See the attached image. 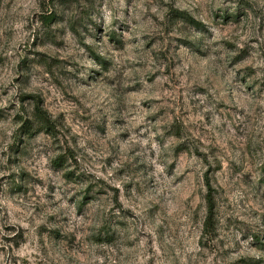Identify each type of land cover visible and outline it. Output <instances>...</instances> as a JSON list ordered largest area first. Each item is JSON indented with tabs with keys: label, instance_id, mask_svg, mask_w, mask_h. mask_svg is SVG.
Here are the masks:
<instances>
[{
	"label": "clouds",
	"instance_id": "9594fccd",
	"mask_svg": "<svg viewBox=\"0 0 264 264\" xmlns=\"http://www.w3.org/2000/svg\"><path fill=\"white\" fill-rule=\"evenodd\" d=\"M222 5L223 0H35V3L27 6L28 11L25 13L22 12L17 0H0V54L7 56L0 92L8 89V95L4 97L5 103H15L13 97L34 90L32 86L42 78L48 81L43 85V89H47L54 79H60L61 88L69 99L75 93L68 119L80 132L79 136L71 132L62 133V136L66 134L75 137V143L71 144V148L80 158L82 166L86 160L91 165L102 161L105 155H110L113 159H118L122 155L118 132L104 137L99 131H94V134L89 136L85 129L102 127L104 123L102 117L106 118L108 123L121 118L117 107L126 99L125 87L135 82L134 77L139 75L133 61L144 62L150 54L153 57L149 61L151 68L159 72L161 68L167 66L169 68L167 75L163 72L160 75L164 82L171 81L167 97L161 91L160 103L152 108L151 113L145 112L137 101L135 109L137 115L129 120V129L144 125L140 131L134 133L133 142L129 144L128 152L124 153L128 164V167L124 168L125 180L133 181L134 187L138 184L140 193L145 197L140 199L138 215L130 216L126 209L114 203V195L97 200L94 204L84 202L85 206L77 215L74 209L68 208L65 200L77 192L81 193L80 199L83 200V190L88 183L96 185V192L88 193L95 198L100 189L106 190L105 185L98 183L99 176L79 186L66 185L64 187H67L68 191L61 195L64 188L60 186L64 185V182L59 180L58 176H53L51 171H46L45 179L52 177V182L60 187L55 193V200L45 202L42 192L39 194L40 199L30 197L28 205L21 202V207L28 210L16 220V223H23L27 229L35 264H96V262L104 264L105 258L95 254L99 244L105 245L109 253L107 256L109 264H127L128 260L135 259L137 252L147 255L151 251L152 236L147 237L143 250L137 248L129 253L127 247L129 242L134 244L144 235L145 224L155 233L161 253L158 259L162 264H176L182 256L186 257L187 264H193V261L200 260L201 257L185 252L184 230L181 225L191 222L195 210L190 207L186 197H179V188H174V184L179 185L185 175L194 176L195 184L189 185V191L200 196L202 207H209L207 200L210 189L206 187L203 178L206 168L211 169L209 179L215 188L213 195L217 196L216 206L210 213V223L218 220V227H227L212 245L208 257L212 264H229L231 257L224 255L225 249L234 250L241 235L259 233L264 237V199L257 195L258 192L264 193V187L258 184L264 175L260 171L261 166H264V89L255 92L243 111H237L236 105L232 102L230 88L236 76V69L229 68L228 65L238 50L229 51L225 45L218 42L220 39L240 37L247 30V35L255 36L264 48V0H229V11L234 19L229 21L231 26L227 32L222 28L223 21L214 23V9ZM175 9L182 10L183 14H176ZM42 17H55L58 22L53 23L49 29ZM80 20H83V25L77 24V27L80 35L84 37L85 45H92L94 39L101 38V26L111 30L113 22L117 21L115 28L118 32L127 31L131 26L132 35L137 38L138 43L117 60V65L123 64L125 67L131 65V70L121 76L115 70L105 71L103 63L78 58V54L84 53L85 48L76 44L74 37L71 40L72 47L63 53L54 48L52 41H46L48 35L55 36L57 40L62 39L63 37L55 30L62 28L67 32L72 23ZM197 23L204 27H198ZM84 28L92 35H87ZM69 35L71 36V33ZM177 37L182 39L177 40ZM150 41L155 42V47L146 49L145 45ZM42 42L44 47L40 46ZM177 48L180 49V53L176 52ZM36 52H47L50 57L59 55L62 63L57 64L52 69V75H49L44 65L35 63L40 60ZM99 54L104 56L105 51ZM258 54L259 51L256 55ZM204 56H207V59L202 60ZM70 58L95 71L77 72L75 67L63 63ZM21 61H26L28 67L18 66ZM178 61L182 62L181 71L185 74L182 85L179 84L176 74L171 71V67ZM194 68L197 70L194 71ZM61 73L64 75L61 76ZM96 73L108 78L103 95H98L100 89L92 84ZM26 77L30 78L28 87H24L22 83ZM16 78H19L20 82H14ZM262 78L264 65H261L252 77L264 82ZM140 82L146 91L152 90V85L144 82L143 75H140ZM89 84H92V87H89ZM256 87L259 89L260 85ZM225 100L227 105L221 107ZM184 101L191 102L194 114L199 113L201 118L207 116L209 120H189L184 112ZM25 106L27 115L20 111L19 105L13 114L19 112L25 120H35L36 103L25 101ZM161 107L167 115L161 118L160 125H153L151 121L146 122V116L155 115ZM128 115V111L125 110L124 118L127 119ZM51 119L61 124L63 128L68 126L57 120L55 114ZM173 125H182L179 129L180 140H168L162 147L153 142L154 136L167 140L164 133ZM142 135L146 136L143 142ZM201 139L206 143L201 145ZM217 139L222 142L223 147H216ZM11 142L5 140L3 147H0V153H4L0 155V162H6L11 155L8 153V144ZM179 143L188 144L191 151L185 159L187 167L194 168V171L184 173L181 169L180 175L173 176L169 174V165L174 159L172 149ZM30 144L32 160L25 159L19 167L9 171L19 172L22 168H27L35 176L36 164L33 161L36 160L38 153L43 154L36 145L51 146L45 162L56 155L55 146L48 137H37ZM64 147L68 148L69 145L65 144ZM133 149L136 151H132ZM153 149L157 154L156 170L154 172L151 169L146 170L147 175L139 173L137 179L136 158L140 157L139 162L142 163L147 153ZM196 149H202L207 154V163L202 158L192 155ZM149 163H153L151 158ZM218 164H222L223 168L220 170V176L216 177ZM81 171L96 170L82 167ZM247 174L251 175L245 180ZM110 182L115 183V180ZM221 189L223 195H218ZM131 199L135 204L137 197ZM42 204L47 206V211L44 212L42 209L43 216L41 213L34 215V207ZM48 216L55 219L49 221ZM65 216L69 217L67 221L64 220ZM173 217L176 223L170 225ZM228 218H231L230 225L226 224ZM3 223L7 221L0 223V235H9L3 232ZM41 224L47 231L40 238L43 242L38 243L34 234ZM174 229L179 230V235ZM208 239H211V235ZM250 243L251 235L244 242L243 254L252 259V264H264V249L250 247ZM240 254L236 252L237 256ZM152 255L155 256L154 253ZM0 262L12 264V254L9 252L0 255Z\"/></svg>",
	"mask_w": 264,
	"mask_h": 264
},
{
	"label": "rangeland",
	"instance_id": "374dc122",
	"mask_svg": "<svg viewBox=\"0 0 264 264\" xmlns=\"http://www.w3.org/2000/svg\"><path fill=\"white\" fill-rule=\"evenodd\" d=\"M21 5L22 12H27V6L29 4L35 3V0H17ZM176 14H183L182 10L175 9ZM87 15V13L85 14ZM214 23L216 21H223L222 28L225 32L230 28L229 21H232L234 17L229 11V0H223V5L219 8L214 9L213 12ZM42 17L44 24L49 29L53 23H57L55 17ZM91 22V21H90ZM117 21L113 22V27L111 30H107L104 27H100L102 36L100 39L95 40L92 45H85L83 43L84 37L80 35V30L77 27V24L83 25V20L74 22L69 26L68 31L66 32L62 28H58L55 31L59 33L62 39L57 40L55 36L48 35L46 41L50 40L53 43L55 49L60 50V53L72 47L71 40L74 37L75 43L79 44L81 47L85 48L84 53H79L78 58L92 59L97 63H103L105 71L115 70L119 75L123 76L124 73H127L131 70V65L125 67V65H117V60L120 59L122 54L127 53L128 49L138 43L137 38L132 35L131 26L128 27L127 31L118 32L115 28ZM198 27H204L202 24L197 23ZM220 27V25H217ZM84 32L91 36V33H87V29L84 28ZM71 33V36L69 35ZM215 34H210L214 36ZM140 39H146V37H140ZM177 40H181V37H177ZM107 40V44H105ZM219 43L225 45L229 51L238 50L237 55L232 57L231 63L228 65L229 68L236 69V76L233 78V81L230 85L231 88V97L232 102L236 105L237 111H243L244 108L248 106L252 97L255 95V92H259L264 89V82L262 80H255L252 77L255 76L258 68L261 65H264V48H262L260 41L255 36L247 35V30L245 34H242L240 37L235 39H220ZM41 47H44L42 42ZM35 47V45H34ZM155 42L150 41L145 45L146 49L154 48ZM110 50H106L109 49ZM105 51V55L101 56L99 53ZM257 51L259 54L256 55ZM177 53H180V49H176ZM36 55L40 57L39 61H35L37 64H42L46 67L49 72V75H52V69L57 65L62 63L60 56L50 57L47 52H36ZM153 57L149 54L144 62L133 61L137 72L139 75L134 77L135 82L129 83L125 87L126 99L122 101L118 107L117 111L121 113V118L108 123L106 118L104 123L101 126H96V128L89 127L85 129V132L91 136L94 134V131H99L104 137L111 136L114 132H118L119 136V147L122 155L118 159H113L110 155H105L102 161L94 162L89 165L88 161L84 162L82 166L80 163V158L72 151L71 144L75 143V137H69L68 135L62 133H75V136H79L80 132L77 130L75 124L68 119V115L71 112L72 101L75 100V93L72 98L64 93L61 88V80L54 79L52 84L47 88L43 89V85L47 84L48 81L46 78H42L32 87L34 90L22 92L18 97H13L15 103H5L4 97L8 95V89L5 88L0 92V147H3L5 140L12 141L8 144V153L9 156L6 162H0V223H3V232L9 233V235H0V255L11 253L12 254V264H35L33 260V249L30 243L29 235L27 234V229L24 227L23 223H16V220L21 215H24L28 210L26 207H21V202L24 205H28L29 198L35 196L36 199H40V193H43V200L45 202L49 200H55V193L60 190V187L64 188V192H67L66 185H77L86 183L93 177L98 178V183L106 186L105 189H100L95 198L88 195V193L96 192V185L88 183L87 187L83 190V200L80 199L81 193L77 192L72 196H69L65 203L69 209H74L76 214L79 215L80 210L85 206L84 202L88 204H94L97 200H102L109 195H114V203L118 204L121 208L126 209L130 216L138 215V205L140 199H144L142 193H140V186L137 184L133 186V181L125 180L126 173L124 168L128 167L124 153L128 152V146L133 142V135L135 132L140 131L144 125H137L135 128L129 129V120L137 115L136 102L139 101V105L144 109L145 112L151 113L152 108L156 107L160 103L159 94L162 91L167 97L170 88L171 81L164 82L160 73L163 72L167 75L169 68L167 66L160 69L159 72L153 70L149 61ZM207 59V56L201 58ZM7 60V56L0 54V87L3 86V79L5 76L4 64ZM51 61V63H49ZM64 64L70 67H75L77 72H88L95 71V69H87L84 65L78 64L75 61H72L71 58L69 61H63ZM181 63L177 62L171 67V71L176 74L179 84H183L185 81V74L181 71ZM20 67H28L26 61H21ZM197 69L194 68V71ZM202 71V69L200 70ZM64 73H61L63 76ZM71 75V74H69ZM140 75H143L144 82L148 85H152L151 91H146L143 83L140 82ZM264 79V78H262ZM30 78H25L23 83L24 87L29 86ZM14 82H20L19 78H16ZM100 91L98 95H103V88L108 84V78L102 76L101 73H96V78L92 81ZM92 84H89V87H92ZM257 85H260V88L257 89ZM11 86V85H10ZM9 86V87H10ZM38 100V107L42 109L50 121L51 129L50 131L41 130L38 122L36 120H25L19 112L14 111L17 105L20 106V111L24 112L27 115V107L25 106V101H34L35 103ZM185 108L184 112L188 116L189 120H199L203 119L208 121L209 118L199 116V113H193L191 109V102L184 101ZM227 105V100H225L224 105ZM243 106V107H242ZM125 110L128 111L129 115L127 119L124 118ZM55 114L57 120L63 122L64 125H68L66 128H63L61 124L56 123L51 119V116ZM167 113L164 108H159L155 115L146 116V122L151 121L153 125H160L161 118L165 117ZM31 122L32 126L28 131H25L24 124ZM182 128V125H173L171 129L164 133V136L167 137V140L162 139L160 136H154L153 142L157 143L158 146H164L168 140H180L181 135L179 129ZM207 128V123L205 124ZM161 130L163 126L161 125ZM155 131V128H153ZM19 134V135H18ZM45 136L52 140L53 145L55 146L54 150L56 155L48 162H45L48 151L51 149V146L47 144L36 145L40 148L37 158L33 163L36 164V175L33 176L32 172L27 168H22L19 172L9 171L10 169H15L25 160H32V145L31 141L35 140L37 137ZM20 137H25L21 139ZM146 136H141V142L145 139ZM206 142L201 139L200 144L203 145ZM69 145L68 148H65L64 145ZM147 147V145H145ZM216 147H223L222 142L217 139ZM132 151H136L133 149ZM190 148L187 143L176 144L172 149V156L174 157L173 163L169 165V174L176 176L181 174V169L184 170V173L193 172V169L187 167V161L185 157L190 152ZM215 151V150H214ZM4 155V153H0ZM192 155H196L204 160L207 163V154L203 152L202 149H196L192 152ZM156 150L147 153V156L143 159V162L140 163V157H137V170L139 179V173H144L147 175L148 169H151L153 172L156 170ZM149 158L153 163H149ZM71 161V162H69ZM42 165V166H41ZM123 165V166H121ZM75 166V167H74ZM82 167H91L96 171H81ZM223 168L222 164H218L216 167L215 176H220V170ZM46 171H51L53 176H58L59 180L64 182V185L58 187L57 183L52 182V177H47L45 179ZM261 173H264V166L260 168ZM211 169L206 168L203 173V178L206 183V179L211 185L213 193L215 188L212 185L211 180L209 179ZM251 174L245 175L244 179L248 180ZM107 177V178H105ZM115 180V183L110 181ZM195 184V177L185 175L182 180H180L179 185L174 184V188H179V197H186L188 203L192 209H194V215L191 222L188 224L181 225L184 230L185 237V247L184 250L188 254H195L201 257L200 260L193 261V264H212V260L208 259L209 253L211 251L213 243L221 236V232L226 231L227 227H218L219 221H214V231L211 234H203V221L205 218L206 207H202L200 203V196L197 193L189 191V185ZM258 184L264 187V175L258 181ZM46 188V191L44 189ZM159 189H157L158 191ZM212 193V194H213ZM218 195H223V189ZM260 199H264V193H257ZM132 197H137L136 203L132 201ZM214 205L216 206L217 196L213 195ZM226 198V197H225ZM251 203V201H249ZM50 206V205H49ZM214 206V207H215ZM47 211V206L42 204L41 206L34 207V215L36 213H41ZM31 219V217L29 218ZM49 221L55 219L53 216H48ZM68 216L64 217V220L67 221ZM175 218L170 221L171 224H175ZM231 218L226 220V224L230 225ZM139 227V225L137 226ZM144 235L140 237L136 243L129 242L128 251L132 253L137 248L143 250L146 245L147 237L152 236L151 242V251L147 255H142L140 252H137L134 260H128L127 264H162V261L158 259L161 253L156 242L155 233L152 229L145 224L143 226ZM47 229L43 224L39 225L35 230V239L38 243H42L40 239ZM177 235H179V230ZM211 235V239H208ZM251 235L250 247H256L259 249H264V237H261L259 233H248L240 236V240L237 241V247L234 250L225 249L224 255L226 257H231L229 264H252V259L243 254L244 251V242L248 240V236ZM236 252H240L239 256L236 255ZM155 254L153 256L152 254ZM97 256L104 257V264H109L107 260L108 251L106 250L105 245H97V251L95 253ZM123 255V253H120ZM0 264H6V262H0ZM99 264V262H96ZM176 264H187L186 257H181Z\"/></svg>",
	"mask_w": 264,
	"mask_h": 264
},
{
	"label": "trees",
	"instance_id": "16d2710c",
	"mask_svg": "<svg viewBox=\"0 0 264 264\" xmlns=\"http://www.w3.org/2000/svg\"><path fill=\"white\" fill-rule=\"evenodd\" d=\"M51 18H49V20H51ZM38 100L36 102V121L38 122L40 129L43 131H50L51 129V125H50V121L47 117V114L38 107L37 105ZM32 124L31 122H27L26 124H24V126L22 128L25 129V131H28L31 128ZM206 187H208L210 189V191L208 192V200L207 203L209 205V207H206V213H205V218L203 221V234H211L214 231V222L210 223L211 217H210V213L212 211V209L214 208V198H213V191L211 188L210 183L208 182V180L206 179V183H205Z\"/></svg>",
	"mask_w": 264,
	"mask_h": 264
}]
</instances>
